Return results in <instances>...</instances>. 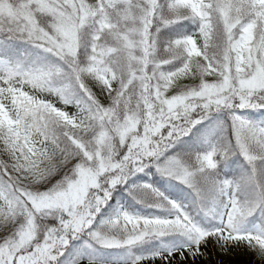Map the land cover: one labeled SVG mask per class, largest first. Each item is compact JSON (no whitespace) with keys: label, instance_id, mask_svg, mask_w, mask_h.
I'll return each mask as SVG.
<instances>
[{"label":"snow or ice","instance_id":"snow-or-ice-1","mask_svg":"<svg viewBox=\"0 0 264 264\" xmlns=\"http://www.w3.org/2000/svg\"><path fill=\"white\" fill-rule=\"evenodd\" d=\"M264 264V0H0V264Z\"/></svg>","mask_w":264,"mask_h":264},{"label":"trees","instance_id":"trees-1","mask_svg":"<svg viewBox=\"0 0 264 264\" xmlns=\"http://www.w3.org/2000/svg\"><path fill=\"white\" fill-rule=\"evenodd\" d=\"M254 259L251 255H244L236 257L238 264H251V261Z\"/></svg>","mask_w":264,"mask_h":264}]
</instances>
